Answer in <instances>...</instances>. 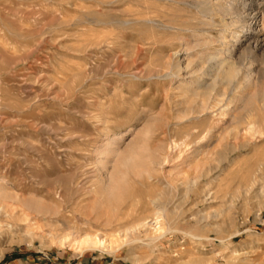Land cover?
<instances>
[{
    "label": "rangeland",
    "instance_id": "obj_1",
    "mask_svg": "<svg viewBox=\"0 0 264 264\" xmlns=\"http://www.w3.org/2000/svg\"><path fill=\"white\" fill-rule=\"evenodd\" d=\"M210 1L0 0V264H264V0Z\"/></svg>",
    "mask_w": 264,
    "mask_h": 264
},
{
    "label": "bare ground",
    "instance_id": "obj_2",
    "mask_svg": "<svg viewBox=\"0 0 264 264\" xmlns=\"http://www.w3.org/2000/svg\"><path fill=\"white\" fill-rule=\"evenodd\" d=\"M208 1V0H207ZM210 1V0H209ZM204 2V4L202 5V8H203V10L204 11H208V12H212V13H217V12H221V13H224L227 9H225V8H223V7H221V6H219V5H216V4H214L212 1H210V2H206L205 3V1H203ZM229 3V2H228ZM220 4V3H219ZM199 6V5H198ZM230 7V6H229ZM202 10V11H203ZM233 10V9H232ZM203 11V12H204ZM231 11V10H230ZM200 13V12H199ZM205 13V12H204ZM211 13V14H212ZM231 13H233V14H235L234 12H231ZM214 15V14H213ZM222 15V14H221ZM215 16V15H214ZM229 16H231V14H229ZM240 16V15H239ZM207 17V16H206ZM226 17H228V16H226ZM203 18V17H202ZM210 18V17H209ZM213 18V17H212ZM197 19V18H196ZM238 20V19H237ZM202 21V20H201ZM214 21V20H213ZM239 21V20H238ZM245 21V20H244ZM200 22V21H199ZM210 22V21H209ZM237 22V21H236ZM214 23V22H213ZM244 31V29H242V32ZM238 34V33H237ZM240 35H242V34H240ZM240 35H238V36H236L235 35V37H236V41H239L240 40ZM224 36V35H223ZM225 37V36H224ZM205 40V39H204ZM210 40V39H209ZM206 41V40H205ZM208 43V42H207ZM213 44V43H212ZM193 45V44H192ZM207 47V46H206ZM231 49V48H230ZM226 50V49H225ZM228 50V49H227ZM210 51V50H209ZM208 51V52H209ZM233 51V50H232ZM211 52V51H210ZM217 52V51H216ZM228 52H229V50H228ZM206 53V52H205ZM222 53V52H221ZM213 54L212 56H211V58H209V59H212L213 60V63H215V65H217L218 66V70H217V72H218V74L219 75H221V73H222V77L221 78H223V80H225L226 82H232L233 80H235V78L237 79V78H239L238 76H239V73H241L242 71H241V69H240V67H238V65L236 64V62L234 61L235 59H233V57L231 56V54L230 55H223V53L222 54ZM207 56V55H206ZM202 58H204V57H202ZM207 59V58H206ZM205 59V60H206ZM206 62V61H205ZM207 62H209V61H207ZM211 62V61H210ZM189 64V63H188ZM204 64H206V63H204ZM208 66H211V64L210 65H208ZM214 66V65H213ZM216 66V67H217ZM252 66V65H251ZM178 67V66H177ZM201 67H203V66H201ZM212 67V66H211ZM242 67V66H241ZM182 68V67H181ZM210 68V67H209ZM215 68V67H214ZM248 68V67H247ZM178 69V68H177ZM203 69V68H202ZM201 69V70H202ZM216 69V68H215ZM243 70L245 69V68H242ZM181 70V69H180ZM180 70H179V72H180ZM214 70V69H213ZM196 71V70H195ZM193 72V71H192ZM216 71H214V73H215ZM244 72V71H243ZM195 73V72H194ZM214 73L212 74L211 73V70H210V72L208 71V69H204V71H203V73H201L202 74V76H192V77H194V78H192V80L189 82V83H185L183 86H182V89L183 90H185V91H188V92H191L192 94H197L198 92H197V89H200L201 90V88H208L210 85H215L216 83H217V81H218V79L220 80V78H218V75H216V79H214V81L212 80L211 82V84L209 85L208 83H207V78H206V74H212L213 76H214ZM198 75H199V72L197 73ZM217 74V73H216ZM242 74V73H241ZM240 74V75H241ZM250 74H252L251 73V71H250ZM243 75H244V77H242V79H243V82H241V83H243V85H245V86H247L248 87V85H249V82H252V81H249L250 79H251V77H249V76H251V75H249V68L243 73ZM212 76V77H213ZM210 78V77H209ZM213 78H215V76L213 77ZM236 81V80H235ZM225 82V83H226ZM239 82V81H238ZM219 83V82H218ZM222 83V82H221ZM224 83V82H223ZM227 84V83H226ZM229 84V83H228ZM239 84L240 83H238V86H239ZM179 85H182V84H179ZM207 85H209V86H207ZM217 85V84H216ZM237 86V85H236ZM234 88V87H233ZM180 89H181V87H180ZM209 89V88H208ZM208 89L206 90V91H203L202 93L205 95L206 93H207V91H208ZM199 90V91H200ZM216 90V89H215ZM202 91V90H201ZM200 91V92H201ZM218 91V90H217ZM219 91H220V89H219ZM181 92H184V91H181ZM188 92H184V93H188ZM200 92H199V95H200ZM220 93V92H219ZM218 93V94H219ZM190 93H188V95H189ZM198 95V94H197ZM193 96V95H192ZM196 96V95H195ZM187 97V96H186ZM194 97V96H193ZM236 97H238V96H236ZM228 99V98H227ZM212 100V99H211ZM231 101V100H230ZM239 101V100H238ZM237 101V102H238ZM202 102V101H201ZM229 102V101H228ZM236 102V103H237ZM203 103V102H202ZM201 103V104H202ZM233 104V103H232ZM203 106V105H202ZM201 106V107H202ZM204 106H205V104H204ZM207 107H208V105H207ZM206 107V108H207ZM210 107V106H209ZM229 107H230V105H229ZM199 108V107H198ZM202 109V108H201ZM200 108H199V110H201ZM195 110V109H194ZM229 110V109H228ZM231 110V109H230ZM229 110V111H230ZM198 113V112H197ZM230 113V112H229ZM162 216H163V211H161V210H156L155 211V213L152 215V217L150 218V219H148L147 221H141V222H139V223H137V224H135V225H131V226H129L127 229H125L126 231V233L124 234V236H127V235H129L128 234V231L129 232H132V231H134V230H138V229H140V228H142V227H144L145 228V226H147V227H149L150 228V231H151V233L152 234H154V236L152 237V239H154L155 240V238H158V237H160V235H163V233H165L166 232V230H165V227H164V225H163V221H162ZM69 229V231H63V232H61L60 234H57L56 236L58 237V242L61 244V245H65V244H68L69 246H71L72 248H74V249H76V250H78V251H83V250H87V249H98V248H109V247H111V246H113V244L115 243V242H117V239H115L114 241L110 238V237H107V236H104V237H100V236H98L97 234L95 235H93V234H91V233H89V232H83V231H81V230H77V229H71V228H68ZM143 229V228H142ZM140 231V230H139ZM138 232V231H137ZM139 233V232H138ZM132 234H133V232H132ZM135 234V233H134ZM123 238V237H122ZM119 241H121V240H119ZM123 241V240H122ZM126 241V240H125ZM116 244V246H117V243H115ZM118 244H119V242H118ZM111 248H113V247H111ZM110 249V248H109Z\"/></svg>",
    "mask_w": 264,
    "mask_h": 264
}]
</instances>
